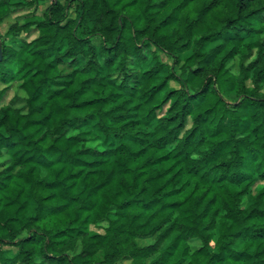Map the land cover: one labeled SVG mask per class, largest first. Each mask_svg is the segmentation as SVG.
Masks as SVG:
<instances>
[{
    "label": "trees",
    "instance_id": "16d2710c",
    "mask_svg": "<svg viewBox=\"0 0 264 264\" xmlns=\"http://www.w3.org/2000/svg\"><path fill=\"white\" fill-rule=\"evenodd\" d=\"M0 47V264H264V0H0Z\"/></svg>",
    "mask_w": 264,
    "mask_h": 264
},
{
    "label": "rangeland",
    "instance_id": "374dc122",
    "mask_svg": "<svg viewBox=\"0 0 264 264\" xmlns=\"http://www.w3.org/2000/svg\"><path fill=\"white\" fill-rule=\"evenodd\" d=\"M23 14V13H22ZM21 14V15H22ZM20 16V15H19ZM13 24V19L12 20H8L7 23L4 24V26L2 27L1 31H2V35L7 39V31L9 29V27ZM23 37H25V35H23ZM36 37L35 34H33L32 36L27 37L29 41L33 40ZM160 58L162 59V61L168 63V65H172V60L170 58H168L167 56H165L164 54H160ZM14 90H11L10 92H8V95L5 98V102L7 103L13 96H14ZM263 183H259L254 190L252 191V196L256 195L258 193V191L262 188ZM250 200L249 197L246 198V201Z\"/></svg>",
    "mask_w": 264,
    "mask_h": 264
},
{
    "label": "water",
    "instance_id": "95a60500",
    "mask_svg": "<svg viewBox=\"0 0 264 264\" xmlns=\"http://www.w3.org/2000/svg\"><path fill=\"white\" fill-rule=\"evenodd\" d=\"M2 59V49L0 47V60Z\"/></svg>",
    "mask_w": 264,
    "mask_h": 264
}]
</instances>
